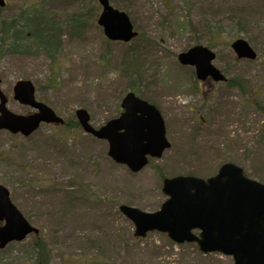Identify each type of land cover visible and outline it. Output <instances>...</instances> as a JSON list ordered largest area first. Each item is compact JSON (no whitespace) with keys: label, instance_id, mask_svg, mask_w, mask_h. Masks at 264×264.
<instances>
[{"label":"rangeland","instance_id":"rangeland-1","mask_svg":"<svg viewBox=\"0 0 264 264\" xmlns=\"http://www.w3.org/2000/svg\"><path fill=\"white\" fill-rule=\"evenodd\" d=\"M3 1L0 24L38 13L60 32L53 61L43 53L2 55L8 109L31 112L12 94L17 81L30 80L36 99L71 126L41 125L28 138L0 131V185L39 230L0 251V264H231V257L204 255L160 232L135 238L118 206L155 212L166 200L164 178H206L227 162L264 183V0H109L139 33L128 44L104 38L96 24L97 0ZM72 21L81 25L69 34ZM216 34L213 64L243 89L199 87L193 68L177 63L178 54L207 47ZM235 39L246 40L258 59L236 60L229 47ZM129 89L159 109L171 143L138 173L114 163L107 144L74 123L82 108L92 126L103 125L116 116Z\"/></svg>","mask_w":264,"mask_h":264},{"label":"water","instance_id":"water-1","mask_svg":"<svg viewBox=\"0 0 264 264\" xmlns=\"http://www.w3.org/2000/svg\"><path fill=\"white\" fill-rule=\"evenodd\" d=\"M102 7L97 24L109 41L127 43L137 36L128 16L109 5V0H97ZM0 6H4L0 0ZM231 49L238 59L255 60L256 52L242 40H235ZM215 54L203 46L180 53L179 64L195 68L196 77L224 81V76L212 65ZM1 84V80H0ZM13 99L35 112L14 114L7 108V98L0 89V131L28 137L40 124L62 125L63 120L47 105L35 99L32 82L20 80L13 86ZM125 113L99 129L93 128L84 109L76 110L82 130L98 140L108 142V156L137 173L148 164L147 156L159 159L170 147L165 138L163 121L157 109L128 93L123 101ZM139 113V115H137ZM123 130V133L119 131ZM162 192L168 199L155 213L120 206L129 219L136 237L148 232L167 234L177 244L195 243L204 253H221L233 259L232 264H264V184L244 176L241 168L223 164L217 174L207 180L193 176H178L163 181ZM0 249L10 242H21L29 234H37L12 204L8 190L0 185ZM198 230L195 236L192 231Z\"/></svg>","mask_w":264,"mask_h":264},{"label":"trees","instance_id":"trees-1","mask_svg":"<svg viewBox=\"0 0 264 264\" xmlns=\"http://www.w3.org/2000/svg\"><path fill=\"white\" fill-rule=\"evenodd\" d=\"M38 16L41 15H37V13L32 15H25L24 13H21L19 16L20 18L18 17V22L0 24V58L5 53L20 55L43 53L46 57L53 61L57 55L56 53H58L60 49V32L55 26L49 25L47 21H45V18H42V16L39 18ZM241 21H237L236 23L242 26L243 23H241ZM72 22L73 23L69 27V34L72 30H76V28L81 25L76 21ZM215 28L216 29L212 28V31L217 30L218 25L215 26ZM214 33L215 32H213V34ZM3 36L4 39L5 37H8L6 43H3ZM216 37H218V34L215 36L212 35V38ZM214 41L216 42L209 41L208 47H212L213 44L217 43V38L214 39ZM134 67L136 66H132V69ZM134 71H136V69ZM130 85H132V82H130ZM229 85L233 87L235 86L239 89L241 86L243 89V86L237 80H231ZM254 101L258 102L257 94L255 95ZM74 123L78 128L77 123ZM69 126H71L70 122L65 121L62 128L69 129Z\"/></svg>","mask_w":264,"mask_h":264},{"label":"flooded vegetation","instance_id":"flooded-vegetation-1","mask_svg":"<svg viewBox=\"0 0 264 264\" xmlns=\"http://www.w3.org/2000/svg\"><path fill=\"white\" fill-rule=\"evenodd\" d=\"M198 85H199V87L200 86H206L207 88L210 89L211 87L215 86L216 84L213 83L210 79H206L205 81L198 83ZM122 114H123V110L119 108L117 111L116 117H119Z\"/></svg>","mask_w":264,"mask_h":264}]
</instances>
